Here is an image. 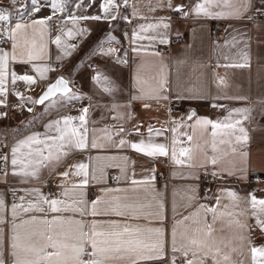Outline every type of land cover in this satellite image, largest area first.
Returning a JSON list of instances; mask_svg holds the SVG:
<instances>
[{"label": "snow or ice", "instance_id": "1", "mask_svg": "<svg viewBox=\"0 0 264 264\" xmlns=\"http://www.w3.org/2000/svg\"><path fill=\"white\" fill-rule=\"evenodd\" d=\"M127 3L128 0H99L98 3L97 0H23L17 7V0H10L9 5L0 4V41L3 42V46H0V106L18 111L26 108L31 113L33 107L29 105L48 102L50 105L59 103L63 107L65 103L88 100V104L80 107L78 116L63 115L50 121L45 125L48 131L43 134L31 132L8 144L3 143V138H0V177L5 183L9 175L23 177L26 182L40 180L42 169L54 167L70 152L104 147L128 148L150 159L168 157L174 165L186 169L182 178L194 183L186 185L184 189L187 200L185 207L193 208V211L176 221L181 231L178 238L176 226L173 227L169 253L162 228H146L130 222L145 214L163 219L162 198L156 200L157 210L150 212L146 210L151 205L140 203L135 197L127 195L128 188H104L101 189L103 194H119L111 195V199L107 200L103 196L97 197L89 205L84 189L90 180H98L97 168L90 172L87 163L76 162L60 173L65 179L70 175L79 178L71 189L65 187L63 191L64 197H68L71 192V203L46 196L38 187L22 189L24 195L17 197L19 202H11V234L7 246L4 245L3 229H0V264H144L146 261L181 264V259L182 264H235L231 254L239 251L237 245H247L251 264H264V245H255L251 238L253 227L258 228L264 235V198H258L253 192L241 196L234 185L228 184L230 180L238 184L248 180L252 170L248 153L238 148L249 139L243 122L254 119L250 115L251 109H234L223 120L216 121L197 117L192 111L187 118H170L167 121L170 125L168 128H154L149 125L145 135L140 131L142 122L132 123L131 132L128 125L129 121L135 119L133 109L137 103L144 111H150L153 103L159 106L162 101L171 102L170 89L167 87L168 82L162 67L154 70L147 62H141L136 66L132 79L125 84L122 78L110 74L107 67H102L100 63L87 64L85 70L79 74L80 81H83L79 90L77 82L71 79L76 65L68 70L67 76L60 73L54 81L49 80V73L57 72L48 62L50 42L62 50L63 54L57 55L56 60L63 62L78 47L68 43L66 38L88 33V29L80 27L82 21H128V17L121 13V6ZM158 6L185 19L194 16L224 22L225 32L229 36L225 44L240 48L239 54L244 61L234 66H248V50L253 33L256 34L258 43H264L260 40V36L264 35V0H186L182 3L159 0ZM92 7L98 9L95 15L79 12L82 8ZM133 10L135 14V5ZM149 11L155 9L150 5ZM66 22H71L72 27L65 30ZM169 27L170 24L165 22V18L141 23L138 30L132 31L130 39L133 43L139 38L166 44L169 42ZM106 35L119 44L111 31ZM104 45L105 41L100 39L98 53H92L98 55L101 62L107 61L113 67L129 63L126 51ZM132 52L137 56L162 55L159 51L148 52L143 46L133 47ZM17 82H23L28 88L40 86L43 90L34 98L19 91ZM219 82L224 83L222 78ZM9 96L17 97L19 103L11 104ZM203 98V93L193 87L184 93L178 91L175 101L179 103ZM93 108L99 109L102 116L107 114L105 118L118 123L105 125L101 129L93 128L90 138L88 117ZM165 110L170 112L167 106ZM233 113L239 118L234 119ZM7 115V112H0V119ZM181 129H190L191 134L180 131ZM209 129L212 151L210 156L207 152ZM197 130L203 144L195 142ZM53 131L55 134H50ZM97 131L104 133L103 140L106 143L98 142ZM165 132L172 134L170 142L154 139V136L164 137ZM132 134L139 139L125 138ZM167 139L165 137V141ZM221 145L226 147L221 148ZM94 159L100 161L128 158L96 156ZM97 167L100 170L99 178L102 179L103 169L99 165ZM121 171L124 172V169ZM260 173L264 175V165L261 166ZM202 176H211L219 182L214 203H204L198 198L195 182ZM123 178L128 179V176L124 175ZM155 178V169H151L149 176L142 180L132 178L131 184L144 185L155 190L151 184ZM257 180L264 183L259 177ZM16 192V189L12 190L14 197ZM6 195L0 193V225L9 222L5 218L9 208ZM205 199L213 198L206 196ZM222 200H227L228 203L222 204ZM241 203L246 206L244 209L238 212L228 210L240 208ZM69 211L79 214L80 218L60 215ZM176 211L177 205L174 201L173 212ZM49 212L52 214L50 219L47 217ZM21 214L28 218H21ZM99 216H115L118 219L101 220L97 219ZM225 217H228L226 224ZM249 218H254V225L247 222ZM217 224H221V227L217 228ZM226 228L233 230L230 238L218 235Z\"/></svg>", "mask_w": 264, "mask_h": 264}, {"label": "crops", "instance_id": "2", "mask_svg": "<svg viewBox=\"0 0 264 264\" xmlns=\"http://www.w3.org/2000/svg\"><path fill=\"white\" fill-rule=\"evenodd\" d=\"M9 0H0V4L7 5ZM23 0H17L16 6L18 7ZM99 0H97V3ZM186 0H173V3H182ZM159 0H128L127 5L121 6V13L123 16L128 17V21L118 19L115 22H104V21H82L80 27L88 29V33L84 36L66 38L68 43L78 45L76 50L72 52V55L66 57L63 62L56 60L57 55H62V50L58 49L55 44L49 43L48 56L49 63L53 68L57 69V72L49 73V80H53L56 75L63 73L68 75V70L76 65L75 70L71 73V79L77 82V90L79 85L83 83L80 81L79 74L85 70L87 64L100 63L102 67H107L110 74H114L116 77L122 78L125 84H127L133 77L136 66L141 62H147L150 67L154 70L163 68V75L167 79V87L170 89V101H175L176 93L179 91L184 93L187 89L197 88L202 93L204 98L193 101H182L180 105L189 107L193 110L197 117L209 118L214 121L223 120L228 116L229 112L237 108H249L251 109L250 115L254 119L246 120L243 122V126L246 128L248 133V141L242 146H238L239 150H243L248 153L249 158L252 162V170L249 172V177L254 171H259L262 165H264V43H258L256 34L253 33V40L248 50L249 60L247 67H239L244 63L240 56V48L226 45L225 41L229 39V36L225 32V23L223 22L222 29L218 33L211 32V20L213 18H196L190 16L187 19L178 16L167 8H161L158 6ZM135 5V14H133V6ZM153 7L155 11H149V6ZM97 7L82 8L79 12L86 15H95L97 13ZM160 18H165V22L170 24L167 29L168 43L160 44L158 42H151L147 39L137 38L135 43L130 39L132 31L138 30V25L141 23L156 22ZM15 19V16H14ZM130 21V22H129ZM65 30L71 28V22L64 24ZM126 27L129 30L128 34V45H123L120 30ZM111 31L119 44L108 45L107 40L111 39L106 35L107 32ZM163 31V30H162ZM179 33V35H177ZM141 35H147L141 33ZM180 36L181 40L172 42L171 36ZM54 38V34H53ZM105 41V47H117L126 51L128 54L129 63L120 64L115 67L108 65L107 61L101 62L98 59V55H93V52L98 53L99 40ZM260 40L264 41V35L260 36ZM161 45H168L169 49H163ZM0 46L3 43L0 42ZM136 46H143L148 52L159 51L162 55L160 57L152 55H141L137 56L132 52V48ZM58 62L60 65L63 63V67L57 68L53 63ZM19 70V68H17ZM220 78L223 79L224 83L219 82ZM22 86L26 87V91L23 92L25 95H32L34 98L37 97L38 93L42 90L40 86H33V91L23 84V82H17V89L20 91ZM236 97H243V99H237ZM9 101H17L19 99L14 96L8 97ZM169 101H162L159 106L155 103L152 105L150 111H144L139 103L134 106L133 114L135 119L129 121V132L132 131L131 124H140L142 127L140 131L147 135V128L151 125L154 128H168L170 125L167 121L170 118L179 119L175 114H168L165 107H169L171 103ZM88 104L87 99L76 101L72 104L65 103L63 107L59 103L50 105L48 102L42 105H29L33 107V112H28L26 108L22 111H18L15 108H11L10 113L12 114V121L10 126V143L17 137H22L31 132L45 133L48 130L45 125L52 120H56L63 115L78 116L79 109L82 105ZM223 107H220V106ZM1 107V106H0ZM0 112H3L0 109ZM190 112V111H189ZM107 114H105L106 116ZM115 115V114H113ZM102 116L99 109L93 108L89 113V136L91 138V130L93 128L101 129L105 125H114L117 121L105 118ZM187 118V117H186ZM233 118H239L238 115L233 113ZM95 122V123H93ZM194 122V121H192ZM6 121L5 118L0 119V138L4 135ZM180 131H188L191 134L190 129H181ZM50 134H55L54 131ZM171 133L165 132L164 137H155L154 139L160 142H170ZM98 142L106 143L103 140L104 133L97 131L96 133ZM167 137V141H165ZM132 140L139 139L138 136L132 134L131 136L125 137ZM115 139V137H114ZM186 140V137H184ZM207 139L209 145L207 147L208 155H212L211 151V130L208 131ZM196 143L203 144V140L200 137V132L197 130ZM185 146H188L187 144ZM221 148L226 146L221 145ZM100 157H127V160L117 159L108 160L102 159L96 161L94 158ZM76 162H83L89 165V170L97 168L96 175L98 180H90L89 184L85 187L86 193L85 199L90 202L95 200L97 197L103 196L105 200L111 199V195L114 194H103L101 189H120L128 188L129 192L127 195L135 197L138 202L146 205L150 204L151 207L146 211L155 212L157 210L156 200L159 198L163 199L164 208L162 210L163 219L155 216L142 215L138 219L130 221L137 223L142 227L146 228H162L164 230V239L166 246L170 253L171 246V233L174 226L177 229V237L179 238V232L181 227L176 225V221L181 219L183 216L193 211V208H186L187 203L186 193L184 191L186 185L194 183L193 181L185 180L182 178V173L187 170L181 168V166L174 165L168 157L159 159H150L142 154L136 153L134 150L125 148L118 149L115 147H104L101 149H91L89 151H73L68 156L62 158V160L55 164L54 167L41 170L42 179L25 181L23 177L9 175L7 182L5 183L3 178L0 177V193H6V203L9 208L6 210L5 218L8 223L0 225V229H3V240L4 245L7 246L9 243V237L11 234V210L10 204L14 200L19 202L17 197L24 195L22 189H31L38 187L44 195L66 200L67 203H71L73 197L71 192L68 197L63 196L64 188L71 189L74 182L79 178L70 175L68 179H65L60 173L69 169L70 164ZM102 167L103 177L100 179V170L97 166ZM124 169V172L121 171ZM155 169L156 178L151 181L154 185V189H149L144 185L133 186L131 179L142 180L144 177L150 175V170ZM210 171L211 168L209 167ZM163 170L169 180H164L158 177V171ZM176 175H173V173ZM124 175L128 176V179H124ZM264 178V175H262ZM119 178V179H117ZM247 180L237 183L232 180L228 182L230 185L235 186V190L240 193L241 196H245L249 193L247 191ZM197 184L198 198L204 203H214V197L218 193L219 183L211 186L210 194L207 197L213 199H205L200 192L199 182ZM166 185V188H165ZM16 189V197L9 198L12 194V190ZM134 189V190H133ZM159 193V196H158ZM258 198H264V185L259 187V190L253 191ZM177 205V211L173 212V202ZM222 204L228 203L227 200H222ZM246 206L241 203L240 208H229V211L238 212L244 209ZM32 215L39 216V213H32ZM51 213H47V217L51 218ZM60 215L64 217H72L79 219V214L72 212H62ZM21 218L27 219L28 216L21 214ZM89 219L91 217H88ZM97 219L108 220L118 219L115 216H99ZM243 219V218H241ZM228 217L224 218L226 224ZM249 224L255 223L254 218H249L247 221ZM217 228L221 227V224L216 225ZM224 237H231L233 230L225 229L224 232L218 233ZM252 242L259 246L264 245V235L261 234L260 230L253 227L251 234ZM239 251L231 254L232 260L235 264H251L250 253L248 252L247 245L239 246ZM144 264H159L158 261H146ZM182 264V259H181Z\"/></svg>", "mask_w": 264, "mask_h": 264}, {"label": "built area", "instance_id": "3", "mask_svg": "<svg viewBox=\"0 0 264 264\" xmlns=\"http://www.w3.org/2000/svg\"><path fill=\"white\" fill-rule=\"evenodd\" d=\"M9 4H10V0L8 1L7 5H9ZM13 19H14V17H13ZM222 26H223V22L221 20H219V19L211 20V32L212 33H218L222 29ZM125 33H127V35H125ZM128 34H129V30L126 27H123L120 30L121 39H122L123 45L125 47L128 45V37H127ZM181 39H182V37L177 36V35L171 36L172 42L179 41ZM0 42L3 43L2 41H0ZM107 44L108 45H115L116 42L113 41L112 39H108ZM160 47H162L163 49H169L168 45H161ZM53 64L57 68H59L61 66L58 62H54ZM29 90L33 91V87L29 88ZM20 91L25 92L26 87L22 86L20 88ZM9 102L11 104H17L18 103L17 101H9ZM0 109L3 112L8 113L7 117H5V121H6L5 132H4V135L1 137V138H3V143L8 144V143H10V122H9L10 117H9V113H10L11 109L6 108L4 106H1ZM168 109H170V112H168L169 115L175 114L179 119L181 117L186 118L189 114V111H190L189 107L180 105L177 102H171L169 104ZM0 167H2V165H0ZM209 171H210V169H209ZM157 173H158L159 178L164 179V180H169L167 174L163 170H159ZM257 177H259L260 180H264V178L262 177V175L259 171H254L251 174V176L249 177V179L245 182L247 184V191H249V192L257 191V190H259L260 186L264 185V183H261L257 180ZM231 181L232 180H230L228 182H231ZM198 182H199V186H200V192L203 196H208L210 194V191H211V186L219 183L218 181H215L211 176H207V177L202 176ZM13 197L14 196L12 194L9 196V198H13Z\"/></svg>", "mask_w": 264, "mask_h": 264}, {"label": "water", "instance_id": "4", "mask_svg": "<svg viewBox=\"0 0 264 264\" xmlns=\"http://www.w3.org/2000/svg\"><path fill=\"white\" fill-rule=\"evenodd\" d=\"M56 76H57V75H56ZM56 76H55V78H56ZM55 78H54V79H55ZM54 79H53L52 81H54ZM42 90H43V89H42ZM42 90L38 93V95L42 92ZM38 95H37V97H38ZM192 111H193V110H190V112H189L188 115H190Z\"/></svg>", "mask_w": 264, "mask_h": 264}, {"label": "rangeland", "instance_id": "5", "mask_svg": "<svg viewBox=\"0 0 264 264\" xmlns=\"http://www.w3.org/2000/svg\"><path fill=\"white\" fill-rule=\"evenodd\" d=\"M9 117H10L9 122H10V126H11V124H12V123H11V121H12V120H11V119H12V114H11V113H9Z\"/></svg>", "mask_w": 264, "mask_h": 264}]
</instances>
